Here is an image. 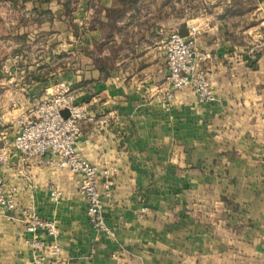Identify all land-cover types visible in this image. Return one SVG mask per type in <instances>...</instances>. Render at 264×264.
I'll list each match as a JSON object with an SVG mask.
<instances>
[{"label":"crops","instance_id":"1","mask_svg":"<svg viewBox=\"0 0 264 264\" xmlns=\"http://www.w3.org/2000/svg\"><path fill=\"white\" fill-rule=\"evenodd\" d=\"M243 1L252 10L231 16L232 0H0V148L12 151L19 119L63 83L94 118L77 151L115 179L108 237L76 175L13 150L0 175L19 210L0 215V264L33 263L21 209L57 223L63 264H264V0ZM117 8L127 14L107 39ZM192 27L214 103L193 87L166 99L164 44ZM107 57L103 72L95 60Z\"/></svg>","mask_w":264,"mask_h":264},{"label":"built area","instance_id":"2","mask_svg":"<svg viewBox=\"0 0 264 264\" xmlns=\"http://www.w3.org/2000/svg\"><path fill=\"white\" fill-rule=\"evenodd\" d=\"M199 31L192 27L185 37L180 30H174L167 38L164 49L168 68L167 82L171 92L166 99L170 102L173 92L184 87H193L199 98L214 103L216 97L213 78L208 70L200 67L199 61L206 54L199 53L196 38ZM251 59H256L258 47L249 50ZM89 118L87 107L82 104L67 85H55L51 98L39 100L19 119V130L12 142V151L36 164L52 170H65L78 177V190L87 202V217L98 234L113 236L104 217L105 199L112 196L115 179L107 167L90 163L76 149L82 136L81 122ZM107 120L100 123L105 125ZM11 148H0V165H5L11 157ZM52 198L56 201L60 192L52 187ZM13 193H9L0 175V215L18 212ZM22 221L32 239L27 243L33 253L32 264H63L60 260L62 247L60 230L55 221L38 216L31 209H21ZM41 235L45 236L42 237Z\"/></svg>","mask_w":264,"mask_h":264},{"label":"trees","instance_id":"3","mask_svg":"<svg viewBox=\"0 0 264 264\" xmlns=\"http://www.w3.org/2000/svg\"><path fill=\"white\" fill-rule=\"evenodd\" d=\"M14 2V0H12ZM122 2V1H121ZM129 2L132 4V7L135 8L136 4L138 3V0H129ZM252 2L243 1V0H232L231 6L227 9V14H230L231 16H240L245 14L246 12H250L252 10ZM127 14L126 8L121 9H112L108 11V17H109V23L108 25H102L107 30V39H110L112 37V33L114 30H117L116 24L120 22ZM113 52V51H112ZM111 52V54H112ZM97 65L103 72L106 70L112 69V59L110 57H107L104 62H100L98 59L95 60ZM108 73V71H107ZM3 77V74L1 72V61H0V79Z\"/></svg>","mask_w":264,"mask_h":264},{"label":"rangeland","instance_id":"4","mask_svg":"<svg viewBox=\"0 0 264 264\" xmlns=\"http://www.w3.org/2000/svg\"><path fill=\"white\" fill-rule=\"evenodd\" d=\"M8 1L12 2V0H8ZM12 3H13V2H12ZM1 67H3V65H2V64H1ZM0 80H1V79H0ZM0 83H1V81H0ZM52 93H53V92H52ZM52 93H51V94H52Z\"/></svg>","mask_w":264,"mask_h":264},{"label":"water","instance_id":"5","mask_svg":"<svg viewBox=\"0 0 264 264\" xmlns=\"http://www.w3.org/2000/svg\"><path fill=\"white\" fill-rule=\"evenodd\" d=\"M181 34L183 35V36H185L184 34H183V32L181 31Z\"/></svg>","mask_w":264,"mask_h":264}]
</instances>
